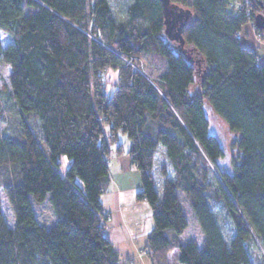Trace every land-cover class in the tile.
<instances>
[{
  "label": "trees",
  "instance_id": "1",
  "mask_svg": "<svg viewBox=\"0 0 264 264\" xmlns=\"http://www.w3.org/2000/svg\"><path fill=\"white\" fill-rule=\"evenodd\" d=\"M170 2L193 13L183 46L166 37L160 0H0V33L11 40L5 49L0 40V61L22 129L0 137V187L15 218L11 226L0 198V264H121L102 216L108 134L130 141L137 200L153 214L152 264L175 250L178 264H264V62L240 37L247 24L264 30V1L252 0L253 16L233 15L227 0ZM147 57L161 63L157 76L142 71ZM209 113L234 135L230 168ZM48 196L51 226L33 207ZM184 202L201 241H181Z\"/></svg>",
  "mask_w": 264,
  "mask_h": 264
},
{
  "label": "rangeland",
  "instance_id": "2",
  "mask_svg": "<svg viewBox=\"0 0 264 264\" xmlns=\"http://www.w3.org/2000/svg\"><path fill=\"white\" fill-rule=\"evenodd\" d=\"M250 10L253 14H255L251 6L249 7V11ZM252 32L258 41L264 43V30L259 33L255 29V27L252 26ZM0 40L3 49L7 48L11 44V40L2 33H0ZM151 59L153 60L152 57L142 59L140 67L145 74L149 73L157 76L158 73H160V71L162 70L161 63L156 59H154L151 63ZM10 74V67L0 61V137L10 136L16 138L19 137V134L21 135L22 129L20 114L10 91ZM116 83L117 73L112 70L107 71V74L105 75V91L108 95L113 94ZM23 118L26 120L27 117L23 116ZM209 119L210 133L217 137L221 147L225 151V157L221 161V166L223 168H230L232 156H234L235 154L231 149L234 135H232L227 130L222 121L214 114L209 113ZM31 121L33 123L31 124L29 122L30 127L32 128L34 133L37 134L38 132V136L40 137L39 127L37 123L33 119ZM107 136L108 145L109 147L111 146L110 156L108 157L109 184L107 187V191L102 195L101 199L104 201L107 210L112 212L113 215L116 216L117 214H126L127 223L130 225L132 231L135 232L136 239L138 240L141 248L136 253L137 258L143 260L146 258L151 259V257L153 256L151 252H148L146 256H140L141 251L149 250L147 249V247H145V243L149 234H151L152 230L154 229V220L152 210L148 202L144 201L143 203H141L136 200L137 194L142 190V185L139 171L137 170V168H135V166L131 164L130 156L128 155L130 149V141L125 135H119V142L116 145L115 138H113L109 134ZM116 161H119V167L115 165ZM71 164L72 162L68 157H61L60 167L58 168L59 174L63 177H66ZM5 179L6 171L0 168V185ZM77 183L81 187L83 186L81 181L78 180ZM0 198L2 211L5 217L8 220L9 224L11 226H14L15 218L13 210L6 194L3 192V189L1 187ZM119 198L121 203H118ZM33 207L42 223L47 224L48 226H51L50 224H54L55 216L49 196L42 204L34 203ZM123 209H125L124 212H122ZM185 209L189 219V228L183 234L181 241L186 242L192 239L201 241L203 237L201 228L199 227L198 222L194 219L192 211L189 209L187 204H185ZM102 216H107V218H109L110 214L108 212H105ZM218 218L220 219L219 221L222 224L223 220L220 214H218ZM123 257L125 258V260L128 258H132L133 260H135V264H138L139 262L136 261L137 259H134L133 254H124ZM173 261L174 258L172 257L171 262Z\"/></svg>",
  "mask_w": 264,
  "mask_h": 264
},
{
  "label": "crops",
  "instance_id": "3",
  "mask_svg": "<svg viewBox=\"0 0 264 264\" xmlns=\"http://www.w3.org/2000/svg\"><path fill=\"white\" fill-rule=\"evenodd\" d=\"M253 26V25H252ZM252 26L251 24H247L244 26L242 33L240 35L241 41L243 45L247 48L253 49L259 57V60L264 62V43L261 41H258L252 32ZM119 161H116L115 165L118 167L120 164ZM116 166V167H117ZM137 200V199H136ZM138 201V200H137ZM101 202L103 204V209L105 212H108L110 214V217L107 219L106 222V231L105 235L106 238L111 242V244L114 246V248L118 251L120 255V263L121 264H135L132 258H128L125 260L123 255H134V259H137L136 261H139L138 264H152L150 259H138L137 258V252L141 249L140 245L138 243V240L136 239L135 232L132 231L130 228V225L127 223V216L124 215H113L112 212L107 210L104 201L101 199ZM143 203L144 201H138ZM118 203H121L120 198L118 199ZM120 209V208H119ZM125 209L122 210L124 212ZM116 211V210H115ZM117 213V212H116ZM117 217V218H115ZM116 220V221H115ZM187 242V241H186ZM145 247H147V240L145 243ZM174 258V261L171 262V258ZM178 258V252L177 250L171 252L168 256V264H178L177 262Z\"/></svg>",
  "mask_w": 264,
  "mask_h": 264
},
{
  "label": "water",
  "instance_id": "4",
  "mask_svg": "<svg viewBox=\"0 0 264 264\" xmlns=\"http://www.w3.org/2000/svg\"><path fill=\"white\" fill-rule=\"evenodd\" d=\"M164 9L165 35L170 41L178 42L184 45L183 31L188 22L192 19L193 13L189 9L181 8L171 4L170 0H160ZM261 28H264V22L260 21Z\"/></svg>",
  "mask_w": 264,
  "mask_h": 264
},
{
  "label": "built area",
  "instance_id": "5",
  "mask_svg": "<svg viewBox=\"0 0 264 264\" xmlns=\"http://www.w3.org/2000/svg\"><path fill=\"white\" fill-rule=\"evenodd\" d=\"M228 1V11L235 16L241 14H246L248 16H253L252 11H249V7L252 5V0H227ZM264 1V0H263ZM264 17V13L261 14ZM131 64V63H130ZM150 250H144L140 252V256H146Z\"/></svg>",
  "mask_w": 264,
  "mask_h": 264
}]
</instances>
